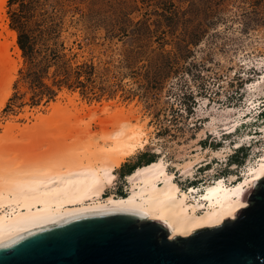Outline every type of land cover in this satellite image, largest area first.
<instances>
[{
  "label": "rangeland",
  "instance_id": "rangeland-1",
  "mask_svg": "<svg viewBox=\"0 0 264 264\" xmlns=\"http://www.w3.org/2000/svg\"><path fill=\"white\" fill-rule=\"evenodd\" d=\"M238 3L240 0H0V104L1 95L10 90L0 106V140H4L0 145L16 139L26 144L41 138V143L52 134L81 132L82 127H90L91 135L100 139L124 124L125 117L112 113L120 107L131 124L138 122L143 128V145L130 156L142 161L149 155L162 156L182 189L221 175L242 177L248 163L263 154L256 140H263L264 118L245 116L249 120L242 115L249 113L254 98L264 101V0L259 2L263 12L252 20L245 18V23L233 14ZM13 13L21 16L37 46H61L71 67L91 65L90 80L84 86L56 84L50 66L43 82L55 93L49 99L42 94L32 103L31 88L19 72L25 61L16 42ZM57 101L72 114H52L51 102ZM6 124L19 128L26 124L27 135L22 133L23 127L6 134ZM256 127L260 134L251 133ZM230 130L234 133L229 134ZM245 133H249V144H244L248 142ZM236 141L247 150L240 154V161L231 162L227 157ZM222 147L221 155L213 157V151ZM197 157L208 163L194 168L193 178L179 175V166ZM120 183L126 193L125 178ZM109 190L105 188L103 194L111 193Z\"/></svg>",
  "mask_w": 264,
  "mask_h": 264
},
{
  "label": "bare ground",
  "instance_id": "bare-ground-1",
  "mask_svg": "<svg viewBox=\"0 0 264 264\" xmlns=\"http://www.w3.org/2000/svg\"><path fill=\"white\" fill-rule=\"evenodd\" d=\"M9 91L1 95L2 104ZM253 101L246 112H256L255 107L260 100L256 97ZM71 104L74 106V103ZM51 107L52 114H72L70 108L63 107L58 101L51 102ZM106 107L107 105L102 109ZM112 113L125 117L124 124L122 122L121 126L114 128L109 134L103 135V131L100 139L91 135L90 127H82L81 132L70 131L66 135L57 131L61 136L52 134L50 140H42L44 143L38 141L41 140L38 136L37 141L30 140L31 146L28 145L30 142L27 141L26 145L17 139L8 142L7 147L0 145V242L31 228L55 223L56 219L68 214L110 206L141 210L146 213L145 218L163 221L169 227V237L174 234L185 235L200 226L216 225L227 216L234 217L235 210L247 204L245 199H241L244 189L253 185L255 178L264 175L263 143V154L255 157L254 163H248L241 173L242 177L231 173L228 176H218L209 183L201 182L182 189L174 179L175 173L167 170V162L160 156L125 175L127 192L124 195L113 192L104 195V189L113 183L114 168L141 148L144 140L142 125L137 124V121L131 124L123 108H116ZM263 115L264 107L258 116L264 118ZM37 118L42 120L43 116L39 115ZM24 126L21 127L23 130L17 124H6L4 128L6 134L17 127L27 135L28 127L26 124ZM251 126L259 127V124L251 122ZM12 132H9L10 136ZM50 132L48 129L47 136ZM245 134L243 137L248 139L249 133ZM4 136L9 137V134ZM261 137L264 139V132ZM249 140L244 144H249ZM235 146H239L238 141ZM222 152L223 147L220 151H213V157H219ZM202 161L203 158L197 157L181 167L177 164L179 175L193 178L192 170L208 163H201Z\"/></svg>",
  "mask_w": 264,
  "mask_h": 264
},
{
  "label": "water",
  "instance_id": "water-1",
  "mask_svg": "<svg viewBox=\"0 0 264 264\" xmlns=\"http://www.w3.org/2000/svg\"><path fill=\"white\" fill-rule=\"evenodd\" d=\"M234 217L169 237L141 210L110 206L62 216L0 242V264H264V175Z\"/></svg>",
  "mask_w": 264,
  "mask_h": 264
},
{
  "label": "trees",
  "instance_id": "trees-1",
  "mask_svg": "<svg viewBox=\"0 0 264 264\" xmlns=\"http://www.w3.org/2000/svg\"><path fill=\"white\" fill-rule=\"evenodd\" d=\"M222 1L223 0H221V2ZM261 1L263 0H240L241 3L237 4L236 12L233 13L234 16L241 17L244 23L246 22L245 18L252 20V16L254 17L263 12L261 11L263 9L259 3ZM262 6L264 7V5ZM20 18L21 16L18 15V13H13L12 19L17 24L16 26H13L17 32L16 42L21 49L25 61L24 68L19 72L23 80H25L31 88L32 103L38 101L39 96L42 94L46 96V99H49L52 98L55 93L51 86L43 82V78L47 77V71L50 66H52V81L56 82V84L67 83L68 85L75 84L84 86L86 81L90 80L89 70L91 65L79 63L71 67L67 59L64 58L65 53L62 51L61 46L58 47L57 45L54 46L48 43L37 46L35 36L32 32L24 28L22 25L23 21ZM8 105L9 101L6 102L5 106ZM245 150H247L245 145L236 147L227 157V160L231 162L240 161V154ZM153 158H155L154 155H149L146 161L150 162ZM135 168L130 169L131 171L129 170L130 172H128L131 173ZM118 194L123 195L125 194V191Z\"/></svg>",
  "mask_w": 264,
  "mask_h": 264
},
{
  "label": "crops",
  "instance_id": "crops-1",
  "mask_svg": "<svg viewBox=\"0 0 264 264\" xmlns=\"http://www.w3.org/2000/svg\"><path fill=\"white\" fill-rule=\"evenodd\" d=\"M145 161H142V159L140 157H134V156H129V157L124 158V160H122L114 168L115 177L113 179V183H112V185H109L108 187H106V189L107 190H108V188L111 189L112 191L109 190V192H113V194L122 192V187H121L120 181L122 179H124V175L127 174L130 169H133L136 166H139V164H141Z\"/></svg>",
  "mask_w": 264,
  "mask_h": 264
}]
</instances>
